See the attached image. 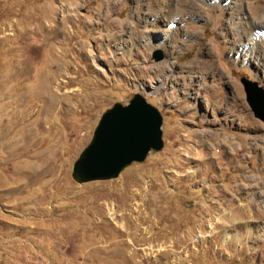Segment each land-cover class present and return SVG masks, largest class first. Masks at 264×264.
Listing matches in <instances>:
<instances>
[{
	"label": "rangeland",
	"instance_id": "obj_1",
	"mask_svg": "<svg viewBox=\"0 0 264 264\" xmlns=\"http://www.w3.org/2000/svg\"><path fill=\"white\" fill-rule=\"evenodd\" d=\"M137 93L163 148L77 181L102 114ZM250 93L264 0H0V264H264Z\"/></svg>",
	"mask_w": 264,
	"mask_h": 264
},
{
	"label": "water",
	"instance_id": "obj_2",
	"mask_svg": "<svg viewBox=\"0 0 264 264\" xmlns=\"http://www.w3.org/2000/svg\"><path fill=\"white\" fill-rule=\"evenodd\" d=\"M162 57L161 51L154 54L156 60ZM249 95L257 116L264 119V101ZM162 124L160 110L140 93L127 103H115L102 114L91 142L75 162L74 178L79 182L115 178L131 163L145 160L164 146Z\"/></svg>",
	"mask_w": 264,
	"mask_h": 264
},
{
	"label": "bare ground",
	"instance_id": "obj_3",
	"mask_svg": "<svg viewBox=\"0 0 264 264\" xmlns=\"http://www.w3.org/2000/svg\"><path fill=\"white\" fill-rule=\"evenodd\" d=\"M191 2V1H190ZM202 2V1H201ZM171 9V8H170ZM167 10V9H166ZM192 11V10H191ZM170 12V11H169ZM167 13H168V11H167ZM165 14H166V12H165ZM169 14V13H168ZM260 20H262V17L260 18ZM260 20H258V21H260ZM247 212V211H246ZM249 213V212H248ZM109 214H110V216H112V218H114L115 219V217H116V215H117V212H116V210L114 209V208H111L110 210H109ZM225 215H228L227 213L225 214ZM254 215V214H253ZM253 219V218H252ZM252 221V220H251ZM222 225V224H221ZM236 225V223H225V228H227V231H226V238H228V239H233V237H234V235L232 234V232H230L229 230H228V228H230V227H233V226H235ZM238 225V224H237ZM240 225V224H239ZM224 227V226H223ZM250 233V232H249ZM252 233V232H251ZM250 236H251V234H250ZM236 237V236H235ZM236 239V238H235ZM239 240V239H238Z\"/></svg>",
	"mask_w": 264,
	"mask_h": 264
}]
</instances>
